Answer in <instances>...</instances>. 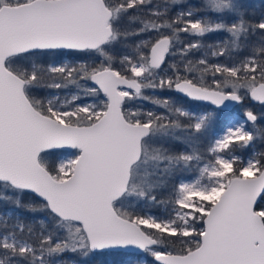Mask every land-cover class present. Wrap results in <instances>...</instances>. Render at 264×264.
Returning <instances> with one entry per match:
<instances>
[{"label":"snow or ice","instance_id":"6c2138e0","mask_svg":"<svg viewBox=\"0 0 264 264\" xmlns=\"http://www.w3.org/2000/svg\"><path fill=\"white\" fill-rule=\"evenodd\" d=\"M0 264H264V0H0Z\"/></svg>","mask_w":264,"mask_h":264},{"label":"trees","instance_id":"16d2710c","mask_svg":"<svg viewBox=\"0 0 264 264\" xmlns=\"http://www.w3.org/2000/svg\"><path fill=\"white\" fill-rule=\"evenodd\" d=\"M260 3H261V0H254L252 4H254L257 8H259L260 7ZM256 107L258 109L259 105H257Z\"/></svg>","mask_w":264,"mask_h":264},{"label":"rangeland","instance_id":"374dc122","mask_svg":"<svg viewBox=\"0 0 264 264\" xmlns=\"http://www.w3.org/2000/svg\"><path fill=\"white\" fill-rule=\"evenodd\" d=\"M254 0H248L249 3H253ZM259 108V107H258Z\"/></svg>","mask_w":264,"mask_h":264}]
</instances>
